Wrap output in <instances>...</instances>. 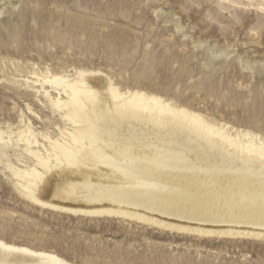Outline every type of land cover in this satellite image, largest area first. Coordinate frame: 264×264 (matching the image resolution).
<instances>
[{"label":"rangeland","instance_id":"374dc122","mask_svg":"<svg viewBox=\"0 0 264 264\" xmlns=\"http://www.w3.org/2000/svg\"><path fill=\"white\" fill-rule=\"evenodd\" d=\"M78 71L96 74L121 92L159 96L225 126L234 136L249 133L264 143V0H0V134L9 142L0 161V240L54 253L71 264H264V238L201 235L122 216L72 213L22 195L6 166L34 164L23 153L19 132L31 128L39 142L36 149L44 152L49 147L45 136L58 139L72 127L34 74L73 79ZM46 90L57 96L51 86ZM170 137L164 140L167 150L182 140ZM195 144L188 146L191 153L176 154L202 163L225 156ZM185 159L180 161L183 170ZM96 169L99 178L67 171L48 178L60 191L70 186L85 193L96 187L131 189L115 184L106 167ZM164 173L162 185H168L176 173ZM181 184L176 191L139 197L176 207L200 201L199 209L208 216L222 212V219L264 222L261 200L229 209L193 196L196 188L191 190L185 180Z\"/></svg>","mask_w":264,"mask_h":264},{"label":"bare ground","instance_id":"6f19581e","mask_svg":"<svg viewBox=\"0 0 264 264\" xmlns=\"http://www.w3.org/2000/svg\"><path fill=\"white\" fill-rule=\"evenodd\" d=\"M78 72L73 79L66 75L46 73L38 76V73L32 72L35 73L34 77L39 78L37 83L51 105L62 112L63 118L72 127L62 132L58 139L45 136L49 147L44 146V152L36 149L39 142L31 128L19 132L18 142L24 143L23 153L34 164L24 169L14 167L9 162L6 166L18 181V189L25 198L50 209L95 216H122L201 235L264 238V222H245V218L239 217L222 219L219 216L222 212L218 216H208L199 209L200 201L194 202L198 204L196 208V204L184 201L180 207H176L171 202L160 205L139 197H146L150 192L176 191L180 188L178 183L185 180L190 189L196 188L192 195L207 199L209 204L221 202L230 209L244 208L251 205V201L264 202V143L261 138L249 133H236L234 136L225 126L210 124L198 113L177 107L159 96L142 91L121 92L99 75L96 77V74ZM46 85L57 92L56 97L46 90ZM109 100L112 102L111 107L107 106ZM168 136L173 140L188 138V141L171 142L176 146L167 150L164 148V140ZM194 142L225 156L202 163L186 155L184 158L187 160L183 162L187 164V169L183 170L180 161L184 158L176 153L183 154L192 150L188 146ZM8 144L0 134L1 162L6 156ZM97 165L100 169L107 168L105 171L110 172L109 176L115 179V184L123 183L131 189L124 191L103 187L105 190H100L96 187L85 193L76 186H70L60 191L55 188L57 184L48 178L49 175L57 177L61 171L99 178L102 175L96 169ZM166 170L175 172L176 177L163 186L162 179ZM191 176L197 177V181L193 182ZM180 196H176L179 201L183 199ZM185 198L190 200V197ZM197 223L227 226L208 229ZM17 256L24 260L12 264H71L54 253L35 251L0 240V261Z\"/></svg>","mask_w":264,"mask_h":264},{"label":"water","instance_id":"95a60500","mask_svg":"<svg viewBox=\"0 0 264 264\" xmlns=\"http://www.w3.org/2000/svg\"><path fill=\"white\" fill-rule=\"evenodd\" d=\"M205 228H208V229H213V228L221 229L223 227H220V226H217V227H215V226L208 227V226H206ZM216 235H219V234H216ZM224 235H227V234H224ZM228 236H232V235H228ZM23 260H24L23 257L17 256L14 259L0 261V264H12L13 262H20V261H23Z\"/></svg>","mask_w":264,"mask_h":264}]
</instances>
